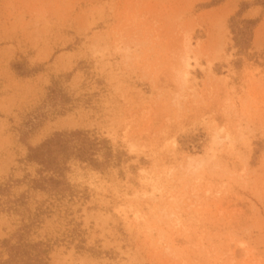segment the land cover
Listing matches in <instances>:
<instances>
[{"label": "rangeland", "instance_id": "374dc122", "mask_svg": "<svg viewBox=\"0 0 264 264\" xmlns=\"http://www.w3.org/2000/svg\"><path fill=\"white\" fill-rule=\"evenodd\" d=\"M0 264H264V0H0Z\"/></svg>", "mask_w": 264, "mask_h": 264}, {"label": "trees", "instance_id": "16d2710c", "mask_svg": "<svg viewBox=\"0 0 264 264\" xmlns=\"http://www.w3.org/2000/svg\"><path fill=\"white\" fill-rule=\"evenodd\" d=\"M77 135H79L78 133H72L70 135L67 134H58L56 135L53 139H51L50 141H48L47 143H45L43 146H41L38 149L35 150H31V153L33 154L32 156V160L41 164V165H51L55 162L56 160V155L57 151L59 149V145L62 142V139L64 137H76ZM45 156H48L51 160L49 161V163L47 162L48 160L44 159ZM16 252L20 254L19 250L17 248H15Z\"/></svg>", "mask_w": 264, "mask_h": 264}]
</instances>
